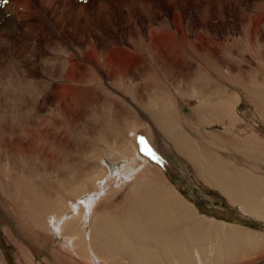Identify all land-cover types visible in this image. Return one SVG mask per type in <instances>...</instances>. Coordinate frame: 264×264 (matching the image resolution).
Wrapping results in <instances>:
<instances>
[{"label": "bare ground", "instance_id": "1", "mask_svg": "<svg viewBox=\"0 0 264 264\" xmlns=\"http://www.w3.org/2000/svg\"><path fill=\"white\" fill-rule=\"evenodd\" d=\"M216 23L239 38L217 41ZM248 57L264 60V0H0V153L12 156L11 174L5 178L0 171V185L8 179L21 186L26 202L14 203L16 212L33 214V226L45 236L55 232L63 241L56 257L64 263L195 264V257L197 264L234 258L247 264L246 254L260 253L264 239H242L247 232L197 219L152 161L159 144L147 126L127 140L136 169L125 182L148 178L146 191L134 193L136 183L127 198L108 201L107 212L103 190L81 191L85 180L92 183L85 166L79 175L62 172L52 153H77L78 144L68 143L70 128L93 131L92 120L103 115L121 122L141 113L136 103L202 179L244 215L264 220V137L238 112L250 102L264 113V71L253 67L247 74ZM23 92L31 96L30 110L57 108L53 123L23 111ZM190 93L192 104L200 105L189 114L194 126L175 108L179 96ZM214 124L225 128L216 132L209 127ZM140 134L147 136L138 141ZM213 134L222 136L211 139ZM23 136L31 141L24 143ZM12 153L35 159L49 178L38 168L35 176L26 174ZM230 153H241L244 163L233 165Z\"/></svg>", "mask_w": 264, "mask_h": 264}, {"label": "rangeland", "instance_id": "2", "mask_svg": "<svg viewBox=\"0 0 264 264\" xmlns=\"http://www.w3.org/2000/svg\"><path fill=\"white\" fill-rule=\"evenodd\" d=\"M215 28V30L218 32V36H216L217 41L223 43H225L226 41L232 44L233 39L239 38V36L236 37L237 35L235 36V34H229L227 28L220 26L217 23ZM232 48H237V46L235 45ZM256 60H252L250 57H248V61L243 63V65H245L243 70L247 72V74L254 72L255 69H263L264 71V60L261 58ZM253 67L255 68L254 70ZM260 77L264 80V73H261ZM22 95H24V98L19 103H21L22 108H26L23 110L24 112H27L28 114L31 113L29 116L35 115L33 119L40 116L39 119H49L51 123H53V118L58 114V110L56 107L49 106L45 111H43V113L42 111L39 112V110L36 109L37 107H33V109L30 110L32 105L29 104V97L31 96H29V94H26V92H23ZM112 96L120 98V96L114 93L112 94ZM192 96V93H190L189 96H179L181 97V102L175 103V108L178 107L180 112L184 116L186 115L188 117L187 119L182 120L184 123H190L194 126L195 121L189 120L191 119V117H189V114L192 108L199 110L200 105L192 104ZM129 99L130 101H132L131 98ZM124 100L125 99H123V101ZM124 102L127 106L134 109V107L130 105V102H127L126 100ZM136 105L141 113H133L132 115H129V117L124 118V120H122L121 122L114 123V120L110 121L111 119H113L111 115H103L104 117L102 116L101 118L92 120L93 125L91 128L93 131H88L87 128L84 127H78L77 129L70 128L73 132V135L69 134L70 137L68 138V143H71L72 148H75L78 144V152L76 153L75 149H54V153L52 154L53 157L57 159V168H60L62 172L72 169L71 171L76 174L78 171H80L79 166L82 165L81 169H83V166H85V172L90 174L92 183L90 182V184H88V182L84 179L85 186L81 191L95 192L98 189L100 191L103 190V201L105 204L103 203L104 205L102 206V210H107L106 208L112 206L111 204H109L110 201L111 203H114V201L118 200L121 196L127 198V193L130 192V190L136 183H138V190L137 188H135L134 193L140 192V190H143V192L146 191L144 190L145 187L143 184L144 181L148 180V178H139L142 180L141 182H139L135 181L138 179L137 177L134 180V183L129 182L126 184L125 182L127 179H131L130 176H132L134 169H136L135 165H133L134 159L132 149L128 147L127 140H129L130 142L133 139L135 128H142L147 126L148 130L151 129L155 141L157 142V144H159L157 145L159 151L156 153H159L160 155L159 157L155 156V159L152 161L159 167L158 169L165 177L166 183L170 188L173 189L174 192L177 193V197L190 207L196 209L194 210L197 214V219H200L204 223L214 224L226 229H237L242 230V232H247L248 234L241 236L242 239H251V236H253V240H256L254 237L264 239V220L258 219L257 217L253 218L248 214L244 215V213L241 212L242 210L241 208H239V205H232L227 196L222 194L220 191H218L217 189L209 185L204 179H202V177L199 176V172L197 171V169L194 170L193 168H191V166H189L191 164L186 162L184 156L177 152V148L174 146V144L168 143V140L164 133L161 132L160 127L155 125L153 120H151L146 114L145 108L135 103V106ZM251 110H254L255 113L253 114L254 111L252 112ZM107 111L112 110L107 108ZM238 112L240 115L245 116L246 124H251V122L255 123V125L259 127L260 132H262V135L264 137V119L261 118V115H263L264 117L263 112H257L255 106L250 102H246L245 104L241 103L238 108ZM7 113L10 115V117L13 115V111L11 110V108L8 109ZM248 116L250 117V119ZM109 117L111 119H109ZM253 119H255L256 121ZM209 127L216 132H221L222 129L225 128L224 126H218L215 124L209 125ZM207 131L208 130H204L203 132L207 134ZM5 136H3V138L6 140ZM140 136L142 138L146 137L147 135H137L138 141ZM221 136H218L217 134H213V136L210 135L211 139L216 137L218 139ZM229 137L233 138V146H239L237 145L236 140H234L237 139V136L235 134L230 133ZM11 138L9 139L11 140ZM29 140L30 137L27 136H23L21 138V141H23L24 143H29L31 141ZM173 148H175L176 150H172ZM163 150L165 153L161 152ZM12 154L14 155V158L16 160V165L20 166V169L25 168L26 174L35 176L38 168L39 172L46 174V176L49 178V173L47 174L46 172H43L39 166L36 167V165L38 164L34 159L35 157H33L34 160L32 161L27 156H24L27 158H23V153ZM230 154V160L233 165L241 166L244 163V157L241 155V153ZM10 155L11 153H0V157L2 158V160H4V167L3 169H0V171L4 174L5 178L9 177L11 174L9 167L7 166V160L12 158V156ZM68 159L71 160L70 164L68 162ZM66 164H69L70 167H66ZM2 173H0V177H2ZM7 180H4L0 185V260L2 259V262L4 264H19V262H21V264H33V261L34 264H71L68 262L64 263L66 262V260H60L61 258L56 257L58 255L56 251V245H58L59 243H63V241H61L59 237L55 235V232L52 233L51 238L45 236L44 233L46 232L37 230V228L33 226V223L31 221V216L33 214L30 213L31 215H23L26 211H18V213L16 212L15 209L17 208L15 207L14 203L26 202L24 196L25 194H23V189L20 188L21 186H19L18 183L10 184V181L8 182ZM103 181L105 184V188L108 191L107 193H105L103 187H100L103 184ZM45 182H47V184H52L50 183L51 180L49 179H45ZM123 183L126 185H124ZM162 185L163 184H159V187H162ZM164 186L165 185H163V187ZM58 188H61V186H58ZM263 197L264 196H261V199H263ZM25 224H28L26 226L28 231L25 228ZM52 240L54 241L55 245L53 244ZM261 247L263 248L259 250L261 251L260 253L255 254L251 251L249 252V254H246V258L249 259L247 264H264V258H260V255L264 253V245ZM258 248L260 247L258 246ZM33 251L35 253H33ZM242 257L243 255L239 258ZM192 260L193 263L197 264V259L195 257H193ZM245 263L246 262H243V259L238 260L237 258H234L231 260L222 261L220 264Z\"/></svg>", "mask_w": 264, "mask_h": 264}, {"label": "water", "instance_id": "3", "mask_svg": "<svg viewBox=\"0 0 264 264\" xmlns=\"http://www.w3.org/2000/svg\"><path fill=\"white\" fill-rule=\"evenodd\" d=\"M142 147H143L144 150L146 149L145 145H143V144H142ZM145 151H147V150H145Z\"/></svg>", "mask_w": 264, "mask_h": 264}]
</instances>
